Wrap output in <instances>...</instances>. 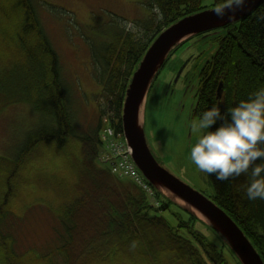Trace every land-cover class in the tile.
<instances>
[{
  "label": "trees",
  "instance_id": "16d2710c",
  "mask_svg": "<svg viewBox=\"0 0 264 264\" xmlns=\"http://www.w3.org/2000/svg\"><path fill=\"white\" fill-rule=\"evenodd\" d=\"M138 1L139 9L142 8V12L149 13L146 20L132 22L142 29V35L137 36L126 31L123 24L128 21L120 15L113 14V22L109 29L104 31V38L87 41L91 51L87 68L90 66L91 70L88 72L92 74L94 83L100 88L95 99L101 102L97 121L88 131L80 133L77 130L78 123L73 112L68 85L63 77L61 57L49 39L39 12L42 7L53 11L58 8L46 3L40 5L38 0H12L17 13L13 15L12 22L9 14L5 13L6 10L2 9L3 17L5 14L8 15L6 20L9 22L8 27L4 28L0 17V35L4 38L10 31L8 34L10 38L7 41L0 40V57L5 61L4 70L12 65H23L27 69L25 76L29 81L27 86L29 97H34L31 98L33 107L42 116L43 121L40 130L29 134L28 138L41 136L47 141L55 140L58 145H63V138L68 137L82 146V175L89 180L92 193L101 191L106 193L100 199L90 200L95 208L91 214H86V220L91 222L93 229L96 228L95 233L98 236L96 243L108 239L117 242L124 238L129 240L131 232H134L136 240L133 242L134 238L131 239L129 244L140 252V259L145 264L156 263L166 255H170L174 264H229L223 250L227 249L232 257L233 252L198 218L156 191L153 195L146 194L132 181L129 185L135 189L134 191L129 188L123 189L124 184L120 181L123 178L112 173L110 167L102 169L96 165L102 146L103 118L108 119L116 132L123 134L121 114L125 93L133 73L154 40L181 19L227 3V0H210L209 5L205 2L207 0ZM60 10L68 17L67 21L72 22L77 28L80 27L72 11ZM196 38L204 39L203 42L213 46L214 51L208 54L205 60L197 62L196 59L193 65H191L193 59L188 62L191 70L185 74V80L193 78L194 84L197 83L198 87L193 107L196 118L217 101H222L220 107L224 111L241 99H247L250 92L264 86V3L241 22L186 41L167 62L185 44ZM14 51L16 55L18 52L19 57L11 59ZM8 100L21 103L18 97L6 96L0 91V103L6 105ZM14 161L12 165L5 164V167H0V205L3 206L2 208L0 206V251L3 252L2 257L6 256L7 264H16L14 261L17 260V254L12 247L14 238L10 235L13 215L12 211L9 215L8 210L11 197L14 195L13 177L22 163V149H19ZM12 167L13 172L8 173ZM208 178V184L213 188V192L207 196L241 227L264 260V200L253 201L247 198L245 175L229 181H217L214 176ZM116 194L119 195L110 197ZM90 197H93V194H90ZM85 205L86 202L83 200H75L74 203L67 205L64 210L66 220L62 224L66 229V242L72 241L73 245L77 242L75 246H85L81 252L82 257L92 258L91 243H85L78 234V229L83 223L78 211ZM163 213H170L175 223L165 218ZM83 225L85 226L84 223ZM195 225L205 227L215 235L221 249L212 238L210 241L201 230L195 228ZM128 226H133L134 229H128ZM1 227H8V235L4 236L6 230L2 233ZM75 246L61 252L63 261L69 262L72 252L76 250Z\"/></svg>",
  "mask_w": 264,
  "mask_h": 264
},
{
  "label": "rangeland",
  "instance_id": "374dc122",
  "mask_svg": "<svg viewBox=\"0 0 264 264\" xmlns=\"http://www.w3.org/2000/svg\"><path fill=\"white\" fill-rule=\"evenodd\" d=\"M38 1L40 5L46 3L58 8L53 11L40 6L44 10L41 8L39 12L49 39L61 57L63 77L68 85L73 112L78 123L77 130L80 133L88 131L97 121L101 103L95 99L100 88L94 83L92 74L88 72L91 70L90 66L87 68L91 52L87 46L88 39L104 38V31H107L113 22V14L124 17L128 22H134L146 20L149 13L145 10L142 12V8L139 9L138 0ZM205 2L208 5L211 3L210 0ZM13 5L12 0H0V17L4 28L8 27L9 22L6 20L8 17L6 14H9L11 22L14 20L13 15H17ZM3 8L6 10L4 17ZM60 9L72 11L80 27L77 28L72 22L67 21L68 17ZM9 33L10 31L4 38L0 35V40L7 41L10 38ZM203 41L205 40L196 38L185 44L167 62L153 83L145 108V136L151 152L161 166L207 196L213 192V188L208 184V175L192 163L189 154L191 146L196 142V136L190 129V122L196 119L193 107L196 102L197 83L194 84L191 78L188 80L189 86H186L184 77L181 78L182 75L177 81L178 72L186 61L193 59L191 63L193 65L196 59L197 62L205 60L208 54L214 52L213 46ZM18 52L16 55L14 51L11 59L19 57ZM4 65V58L0 57V91L6 96L18 97L21 102L14 103L8 100L6 105L0 103V167L12 165L19 149H22V163L15 171L16 176L13 177L14 195L11 197L8 210L9 215L11 211L13 215L10 235L14 238L12 247L17 254V260L14 262L16 264H145L140 259V252L129 244L131 239L134 238L133 242L136 240L134 232H131L132 236L129 240L124 238L126 241L123 239L122 243L113 239L95 242L98 238L95 233L96 228L93 229L91 222L86 220V214H91L95 208L90 200L100 199L106 193L102 191L92 193L89 180L82 175V146L68 137L66 139L62 137L63 145H58L55 140L47 141L41 136L28 138L29 134L40 130L43 121L42 116L33 107L31 98L34 97H29L30 93L27 90L29 81L25 76L27 69L23 65H12L4 70ZM189 70L191 67L188 64L184 73ZM108 126H111L109 121L103 118L102 128ZM106 156L108 150L102 144L96 163L98 167L102 169L110 167ZM13 170L14 167L10 168L8 173ZM5 179L7 180L8 176ZM120 181L124 184H122L123 189L135 190L129 185V179ZM90 194H93V197H90ZM117 195L119 194L110 197ZM75 200L86 202V205L80 207L78 211L81 223L85 224L84 226L82 223L78 234L85 243H91L92 258L82 257L81 252L85 246H75L77 242L75 245L72 241L66 242V229L62 224L66 220L64 210ZM169 214L163 213L165 218L175 223ZM1 228L2 233L6 230L4 236L8 235V227ZM195 228L201 230L210 241L213 239L220 248L218 238L207 228H200L199 225H195ZM128 229L134 227L128 226ZM74 246L76 254L72 252L68 263L66 260L63 261L61 252L70 250ZM2 253L0 251V264H7V258L5 255L2 257ZM223 253L229 264L238 263V259L232 257L227 249L223 250ZM153 264H174V262L171 261L170 255H166Z\"/></svg>",
  "mask_w": 264,
  "mask_h": 264
},
{
  "label": "water",
  "instance_id": "95a60500",
  "mask_svg": "<svg viewBox=\"0 0 264 264\" xmlns=\"http://www.w3.org/2000/svg\"><path fill=\"white\" fill-rule=\"evenodd\" d=\"M262 3L264 0H246L242 8L228 11L223 17L215 13L216 8L208 9L185 17L164 30L151 44L133 73L121 114L124 140L141 174L158 193L211 228L240 264H264V260L249 237L224 209L160 165L147 144L145 108L153 83L171 55L186 41L241 22ZM187 65L188 61L179 70L177 81Z\"/></svg>",
  "mask_w": 264,
  "mask_h": 264
},
{
  "label": "clouds",
  "instance_id": "9594fccd",
  "mask_svg": "<svg viewBox=\"0 0 264 264\" xmlns=\"http://www.w3.org/2000/svg\"><path fill=\"white\" fill-rule=\"evenodd\" d=\"M245 3L246 0H227L216 7L215 13L223 17ZM123 27L137 36L142 35V29L130 21ZM221 103L217 101L190 122L196 136L190 159L201 172L214 176L217 181L245 175L247 198L264 200V86L224 111Z\"/></svg>",
  "mask_w": 264,
  "mask_h": 264
},
{
  "label": "built area",
  "instance_id": "2783aa9c",
  "mask_svg": "<svg viewBox=\"0 0 264 264\" xmlns=\"http://www.w3.org/2000/svg\"><path fill=\"white\" fill-rule=\"evenodd\" d=\"M101 140L108 150L106 161L110 164L112 173L120 178L129 179L146 194L153 195L155 189L135 166L123 134L116 132L114 127L108 126L102 130Z\"/></svg>",
  "mask_w": 264,
  "mask_h": 264
},
{
  "label": "flooded vegetation",
  "instance_id": "af4514ba",
  "mask_svg": "<svg viewBox=\"0 0 264 264\" xmlns=\"http://www.w3.org/2000/svg\"><path fill=\"white\" fill-rule=\"evenodd\" d=\"M184 77V80H185V73H184V71H183V73H182V76H181V78H183ZM185 83H186V86H189V84H188V80H185Z\"/></svg>",
  "mask_w": 264,
  "mask_h": 264
}]
</instances>
